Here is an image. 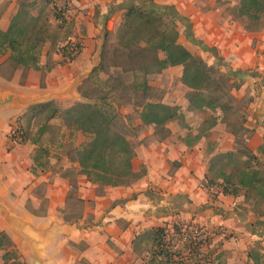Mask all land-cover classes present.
I'll return each instance as SVG.
<instances>
[{"label":"crops","instance_id":"obj_1","mask_svg":"<svg viewBox=\"0 0 264 264\" xmlns=\"http://www.w3.org/2000/svg\"><path fill=\"white\" fill-rule=\"evenodd\" d=\"M72 1L83 8H89L90 11L95 6L97 9L105 10L113 2V0ZM140 1L143 0H117L115 9H120L122 13V10L140 4ZM149 1L150 3L153 1L155 6L153 4L148 9H156L162 14H167L185 26L186 35L191 43L201 48L204 53H211L216 60L232 59L231 65L237 70L253 73L252 82L255 83L259 79L261 88L253 89L252 99L240 130L214 131L212 137L208 139L206 136L203 137L191 147L190 151L185 142L173 136L162 141L155 139L141 144L136 149L132 166L137 172L139 168L135 166L136 163L138 166L142 165L146 173L133 186L106 187L104 192L99 194L90 189L78 188L82 184L98 188L87 179H83V183L80 181L77 188L71 186L72 182L76 183L75 181H64L63 186H66L67 190L59 189L57 182L54 185L48 184L45 195L47 206L43 214L29 212L26 204L30 198L38 202V206L41 204L33 192L39 184L48 182L45 177L51 172L36 171L38 168L35 159L30 157L29 147L16 145L10 138L9 125H3L8 116L21 112L23 107L11 106L2 109L0 111V202L9 208L17 220L15 225L11 226L0 217V232L4 231L8 234L27 264H82L84 258L90 264H137V257L132 249L133 239L140 231L155 227L156 220L165 221L177 214L180 210L177 203L180 194L190 195L191 206L184 204L183 212L190 215L194 222L209 217V210L202 212L201 206L211 203L213 199L236 200L222 194L213 197L202 184L208 171L207 159L219 152L233 151L237 133L244 135L247 146L264 163V31H246L235 22L233 17L215 21L211 16L212 13H207L202 7L208 4L213 6L215 0H209L208 4L203 0ZM13 8H9L8 12L10 13ZM10 21L1 23L0 29L7 30ZM102 43L101 36L99 50L96 56L92 57L90 68L83 69L63 88L43 92L31 90L30 84H34L35 80L26 79L27 86L20 89L11 82L14 76L9 80L0 75V92L16 93L26 99L62 92L63 94L54 95L52 101L63 98L78 101V89L91 76L92 69L98 64V53ZM82 45V53L77 58L79 61H83L89 49L86 41ZM5 60L6 58L0 59V65ZM30 71L36 74L34 70ZM41 77L42 74L38 82L41 81ZM76 82H79L77 86H75ZM249 83L252 84L251 81ZM209 144H213L216 149L209 152L207 147ZM175 164L177 167L173 168ZM70 189L79 192L77 198L83 201L82 204L93 203L94 207L87 206L78 219L68 222L61 217V210L65 208ZM154 191H158L160 195ZM34 209L38 210L37 205H34ZM90 214L95 217V222H98L88 224L91 228L86 230L82 223L84 224L83 221ZM81 243H84L85 247L79 250L77 247Z\"/></svg>","mask_w":264,"mask_h":264},{"label":"rangeland","instance_id":"obj_2","mask_svg":"<svg viewBox=\"0 0 264 264\" xmlns=\"http://www.w3.org/2000/svg\"><path fill=\"white\" fill-rule=\"evenodd\" d=\"M148 1H140L138 5L146 9L150 8L154 3L153 1H151L152 3L150 1L148 3ZM19 2V0H3L0 2V24L7 23L11 20L18 10ZM203 2L208 4L209 0H203ZM203 2H200V4ZM239 2L240 0H215L213 6L208 4V6L202 5V7L204 10H207V13H212L211 16L215 21L233 17L238 25L245 28L248 24L247 19L235 17L234 10ZM116 3L117 0H113L111 5H108V8L105 10L101 8L97 9V6H95L90 11L89 8H83L72 0H58L57 6L63 11L66 19L63 24L55 18L52 5L40 3L34 13L41 15L42 19L47 18L50 31L52 33L56 32L54 34L55 44L48 42L41 51L43 65L51 64L52 61H62L58 50L69 42H80L83 44L86 41L89 48L86 56H84L83 61H79L78 59L67 65H56L50 72L44 73L46 70L44 69L43 74L40 71H35L36 74L33 72L30 73V70L28 71L22 68L15 73L12 65L8 63L1 64L0 75L9 77L14 72V79L11 82L20 89L27 86V83H25L26 79L28 81L29 79L35 80L34 84H30L29 89L31 90H42L43 92L54 88H63L79 72L83 71V69L87 70L90 68L92 57L96 56L100 47L99 39L101 36L103 37L104 45L108 33L107 55L102 58V47L96 66L101 70L92 76V78L90 76V79L88 78L80 85L78 89V99H80L78 101H72L68 98L56 100L54 102L58 108L66 109L75 103L87 102L89 99L83 97V94L96 98L113 91L111 95L118 98L120 102V104L118 102V112L121 114V117L118 119L117 125H140L139 115L142 108L139 105L145 102H162L177 107L182 114L181 120H176L168 124L172 132L171 136L178 137L181 142H191L205 121L209 119L217 120V122L212 128H206L204 130V132L207 131L208 133L206 136L207 139L212 137L215 133L214 131L218 132L219 129H225L229 132L232 129L240 130L252 99L251 94L253 89L256 87L261 88V81L258 79L253 83V77L251 76L253 73L249 71H246V74H243L244 72L238 73L239 70L231 65L230 62L232 59L230 58L227 61L225 58L216 60L211 53H204L201 48L191 43L188 39L185 26L176 21L180 33L178 42L193 55L203 58L209 65L216 64L218 66V70H216L217 75L228 74L230 79H228L229 85H239L238 89L233 86L234 88L229 90V95L224 99V102L230 106L228 112H222L220 110H207L204 112L191 111L188 100L191 89L186 87L182 82L183 67L167 68L161 73H151L145 77L144 71L139 69L138 65L130 64L128 59L122 56L121 52H116L115 48L118 43L119 28L125 12V10H122L121 13L120 9H115ZM11 7L14 8L9 13L8 10ZM6 57L7 55H1L0 59ZM161 57H164V55H161ZM40 74H42V77L41 81L38 82ZM144 79L147 80L150 87L147 94L144 93L143 89H136L134 86L136 83H142ZM250 81L252 84L249 83ZM23 84L25 85L23 86ZM29 108H23L21 112L8 116L4 120L3 125H9V133L11 130L15 131L17 129H21L19 130L20 133H24V142H21V139H19L15 143L22 147L25 146V148L29 147L30 157L32 159L38 158V162L36 163L38 169L36 171L45 170L51 172L49 176L45 177L48 182H42L37 186L36 192H33L39 198L41 204L38 206V202H34L31 198L26 204L29 212L43 214L47 206V198L45 195L48 184L54 185L57 182L59 189L67 190V187L63 186L64 181H75L78 185L80 181L83 183V179H86L79 174L80 168L77 163L72 162V159L75 158L76 151L81 149L88 141V136L76 130L69 129L61 118L51 120L48 123L49 126L47 128L45 127L44 132L41 133V129L45 124V113H31L29 112ZM206 127L211 126L206 125ZM126 133L128 139L136 146V149L141 144L149 143L155 139L159 140V137L154 135L153 126L143 127L140 130L134 131L126 129ZM243 136L241 133V137ZM207 147L209 152L216 149L213 144H209ZM188 148L190 151L191 146H188ZM210 159H207V165H209ZM135 166L139 168V171L145 170L142 165L138 166L136 163ZM175 167H177V164L173 165V168ZM202 186L207 188L205 180ZM80 187L86 190H93L95 193H100L98 188H92L91 185L85 186L82 184L78 186V188ZM207 189L211 196H218L217 188ZM154 192L160 195L158 191ZM77 193L79 195V192H74L73 189L68 190L65 208L61 210V217H64L68 222L78 219L85 212L87 206L94 207L93 203L87 205L79 202ZM178 197L177 203L179 204L180 210L175 214L176 217L172 215L168 220H156V223L159 226H168L171 233L174 232L172 229L174 225L182 227L183 232L191 230V234H189L190 232L186 233V235L188 234L191 237V241H193L192 233L197 228L202 229V231L199 230L200 233L206 232L205 238L200 237V239L203 240L207 237L209 242L204 244L199 251L197 249L195 250L193 246L191 247L194 255L197 254L203 257L202 263L199 262V264H264V202H256L254 200L246 202L244 197L238 198L235 201L232 199H223L222 201L213 199L211 203H206L201 206L202 212L209 210V217L207 218L206 216L204 220L194 222L190 215L183 212L184 204L191 206L190 195L180 194ZM216 201L218 204H216ZM34 205H37L38 210L34 209ZM83 222L84 224L82 223V225L86 230H89L91 227L88 224L94 223L95 217L90 214ZM189 224H191V229H189ZM157 225L155 227H158ZM147 229H150V227ZM220 232H225L226 236L232 235L230 238H226L225 234L223 236L219 234ZM109 244L111 245L110 241ZM173 246V251H182L185 255L188 254L189 244L185 237L175 234L173 236ZM84 247L85 244L81 243L77 248L81 250ZM2 255L3 252H0V264L3 263ZM135 255L137 257V264H147L150 256L148 254V248L145 249L142 255L136 253ZM185 261L189 260L185 259ZM197 261L196 256H193L190 262L187 263L198 264ZM81 263L90 264L85 258Z\"/></svg>","mask_w":264,"mask_h":264},{"label":"trees","instance_id":"obj_3","mask_svg":"<svg viewBox=\"0 0 264 264\" xmlns=\"http://www.w3.org/2000/svg\"><path fill=\"white\" fill-rule=\"evenodd\" d=\"M19 1L18 10L11 18L7 30L0 29V56L7 55L3 64L12 65L15 73L21 68L41 73L46 69L44 72L46 73L56 65L62 66L76 61L83 50L80 42H69L58 50V54L62 57L60 62L52 61L51 64L43 65L41 61L44 45L48 42L55 44L56 32L50 31L47 18L42 19L41 15H36L34 12L40 3L52 5L55 18L63 24L66 19L63 11L57 6L58 0ZM124 10L116 52H121L130 64L138 65L139 69L144 71L145 77L151 73H161L167 68L183 67L182 82L191 89L188 96L191 111L228 112L230 106L224 102V99L229 95V90L234 88L233 86L238 89L239 85H229L228 74L217 75L216 64L209 65L203 58L193 55L178 42L180 33L173 17L139 5H132ZM234 11L235 17L247 19L248 24L245 27L247 31H264V0H240ZM107 46L108 33L102 58L107 55ZM99 70L101 69L96 68L90 78ZM14 72L5 78L12 79ZM242 72L244 71H238V73ZM134 86L136 89H143L145 94L150 90L146 79ZM112 92L96 98L83 94V97L89 99L88 102L75 103L66 109L58 108L54 101L29 108L31 113H45V124L41 133L49 126L51 120L61 118L69 129L88 136V141L76 151L72 162L78 164L80 175L98 187L99 194H102L106 187H129L143 178L146 173V170L139 172L133 170L132 161L136 156V146L128 139L126 129L134 131L153 126L154 135L162 141L171 136L172 132L168 124L182 119L177 107L162 102H145L139 105L142 108L139 115L140 125H117L121 117L118 112L119 99L112 96ZM216 122L217 120L213 119L206 120L191 142H187L186 145L194 146L207 136L208 133L204 130L212 128ZM19 130L21 129L11 131L10 138L13 142L19 139L24 142V133H20ZM236 137L233 151L219 152L211 157L205 175L206 187L217 188V195L222 194L234 199L244 197L246 202L250 200L264 202V163L247 146L241 134L237 133ZM37 162L38 158H35V163ZM71 186L77 188L78 185L72 182ZM79 202L83 203L82 200ZM188 226L191 229V224ZM168 228V226L152 227L137 234L132 241L133 252L142 255L148 248L150 256L147 264H189L187 262H190L193 256H196L198 264L202 263L203 257L194 255L191 247L199 251L209 242L207 237L200 239V237L205 238L206 232L200 233L199 230L202 229L197 228L192 233L193 241H191V237L186 235L191 230L183 232L182 227L174 225L172 226L174 232L171 233ZM175 234L185 237L188 242L187 255L182 251H173ZM219 234L224 236L225 232ZM231 235L225 234L226 238H230ZM0 252H3L2 264H27L4 231L0 232Z\"/></svg>","mask_w":264,"mask_h":264},{"label":"water","instance_id":"obj_4","mask_svg":"<svg viewBox=\"0 0 264 264\" xmlns=\"http://www.w3.org/2000/svg\"><path fill=\"white\" fill-rule=\"evenodd\" d=\"M103 46L104 45L102 43L100 52L98 53L99 57H100L101 50H102ZM96 66L92 69L91 74L97 68ZM78 84H79V82H76L75 86H77ZM60 94H63V93L60 92V93L50 94L49 96H44V97L39 96V97L31 98V99H26V98H23L22 96H20L16 93H11V92L1 93L0 92V111L4 108L11 107V106H20V107L24 108V107H32V106L43 104V103H48V102L52 101V97L54 95H60ZM0 217L3 220H5L11 226L15 225V221L17 220V218L14 215H12L9 208L5 204H3L2 202H0Z\"/></svg>","mask_w":264,"mask_h":264}]
</instances>
